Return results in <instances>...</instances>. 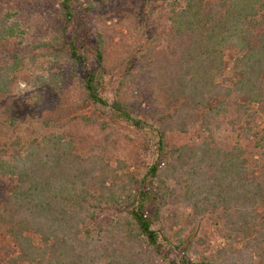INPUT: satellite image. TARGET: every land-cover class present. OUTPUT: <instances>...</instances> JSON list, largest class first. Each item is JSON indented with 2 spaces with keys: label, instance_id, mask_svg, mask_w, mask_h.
<instances>
[{
  "label": "trees",
  "instance_id": "trees-1",
  "mask_svg": "<svg viewBox=\"0 0 264 264\" xmlns=\"http://www.w3.org/2000/svg\"><path fill=\"white\" fill-rule=\"evenodd\" d=\"M84 4L61 0L55 35L0 60V97L12 93L27 60L35 64L45 56L51 67L57 61L79 64L81 121L101 129L112 121L139 131L151 164L142 177L130 165L113 167L97 153H79L60 131L23 140L22 119L0 110V229L17 251L6 264H155L156 257L157 264H218L206 255V223L222 232L230 248L236 238L246 242L247 252L219 251L230 252L233 264H264V132L255 125L264 112V30L258 44L251 43L264 0L171 2L161 48L148 46L143 55L149 60L147 85L165 97L156 110L123 97L129 81L143 72L126 67L113 81L102 35L85 27L93 4ZM2 10L0 52L10 39L23 44L26 35L12 22L17 12ZM231 50L238 64L229 79L217 81L228 71ZM50 69L30 82L58 92L63 78ZM37 97L39 102L43 95ZM226 118L245 143H213L214 129ZM196 125L208 137L194 145L168 140L169 133ZM8 133L15 136L13 147L4 141ZM177 203L192 210L189 230L175 228L177 211L169 208Z\"/></svg>",
  "mask_w": 264,
  "mask_h": 264
},
{
  "label": "rangeland",
  "instance_id": "rangeland-1",
  "mask_svg": "<svg viewBox=\"0 0 264 264\" xmlns=\"http://www.w3.org/2000/svg\"><path fill=\"white\" fill-rule=\"evenodd\" d=\"M60 1L0 0L2 11H16V16L12 18V22L18 21L26 30L23 44L19 38H14L1 47L0 60L9 58L16 49L25 50V47L29 49L39 39H50L55 35L60 27L58 21ZM81 1L85 3L84 6L88 3L93 4L92 10L84 11L86 14L85 27L90 29L94 37L98 33L102 35L106 64L113 75V81L118 83L119 75L126 67L134 73L143 72L134 82L129 81L123 97L129 99L135 107L142 105L143 109L148 110H156L162 107L165 97L160 93H154L151 87L147 85L150 72L146 67H148L149 60L147 61L143 55L148 46L161 48L163 43L160 39L164 35L163 21L173 0ZM260 20L262 21L261 27L255 30V35L251 39L254 46L258 44V38L262 32L260 29L264 30V17H261ZM237 55L235 50L228 53V71L220 73L217 81L229 79L233 74V70L238 64ZM50 64V60L45 56L38 57L35 64H31L27 60L21 70L16 73L12 93L7 97H0V110H5L7 114L19 116L20 120L22 119L21 136L23 140L48 131H60L74 140L76 150L82 155L97 153L106 162L111 163L113 167L121 163L124 168L130 165V171L137 172L142 177L148 171L147 165L151 164V159L148 160L150 154L148 156L145 153L143 134L131 127L112 121L107 129H101L98 124L86 125L83 123L80 117L82 111L78 110L82 101L78 82L79 77L83 76L81 66L69 61L53 62L52 67ZM46 67L51 68V71L60 74L63 78L58 92L52 88V90L49 89V87L34 86L30 82L39 73L48 74L49 71H44ZM17 81L26 82L29 89L22 93L19 92ZM38 93L43 95L39 102L36 101ZM256 118V129L264 132V112L262 111ZM46 121H50L52 125L45 127ZM5 128L6 126L2 127V130H7ZM1 134L4 135V131H0ZM11 134L8 133L7 137H4V141H8L9 145L13 147L15 136L11 137ZM208 135L209 132L196 125L192 126L187 133L176 131L169 133L168 140L170 143L194 145ZM213 136V143L221 147L228 148L236 142L245 143L241 130L233 129L228 124L227 118L220 128L214 129ZM169 209L177 211L179 225L175 226L176 229L179 227L187 230L192 228L188 219L192 213L191 208L182 203H177L171 204ZM110 213L112 212H106L105 218H108ZM203 227L210 240L206 255H213L212 261H216L218 264H233L235 258L228 256L230 252L219 253L222 248H225L224 251L240 250L247 252L244 240L236 238L231 245L232 248H230L222 232L216 226L206 223L201 228ZM16 253L13 242L0 229V264H6L7 259ZM250 253L251 250H249L248 255ZM190 255L193 261L199 260V256L195 252ZM159 260L156 257L155 264ZM255 260L258 261V259ZM242 261L246 263L248 257L245 256Z\"/></svg>",
  "mask_w": 264,
  "mask_h": 264
},
{
  "label": "clouds",
  "instance_id": "clouds-1",
  "mask_svg": "<svg viewBox=\"0 0 264 264\" xmlns=\"http://www.w3.org/2000/svg\"><path fill=\"white\" fill-rule=\"evenodd\" d=\"M17 84H18V91L21 93L29 89V85L24 81H17Z\"/></svg>",
  "mask_w": 264,
  "mask_h": 264
}]
</instances>
